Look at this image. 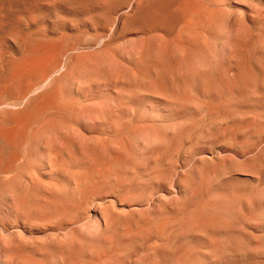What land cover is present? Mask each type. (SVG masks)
<instances>
[{
    "label": "bare ground",
    "instance_id": "obj_1",
    "mask_svg": "<svg viewBox=\"0 0 264 264\" xmlns=\"http://www.w3.org/2000/svg\"><path fill=\"white\" fill-rule=\"evenodd\" d=\"M221 1L0 0V39L4 41L3 44L0 42V264H79V258L92 259L91 263L81 260L83 264H100L99 260L109 264L122 263L142 247L147 250V256L143 255L149 259L148 264H264L248 259L255 249L264 252V217H257L259 221L255 218L256 222L251 220L256 211L264 210L261 191L260 195L253 194L252 190L249 193L245 188L242 191L241 185L238 184L241 188L233 186V180L232 186L229 184L228 189H221L220 185L225 181L219 182L230 176L226 177L227 165L243 167L244 170H238H243L241 173L246 168L251 169L253 174L250 173L249 180L254 183L264 181V177L259 180L264 172V48L245 53L242 42L227 38L228 46L226 42L221 43L223 48L220 49L226 57L221 60L218 57L219 61L214 59L210 40L222 34L217 18H227L233 7ZM240 1L236 0V3L254 9L258 17L260 14L264 18V0ZM237 14L240 19L247 15L243 10ZM248 16L253 20L252 13ZM262 23L258 22L259 29ZM232 33L229 35H236L234 31ZM126 37L138 40L136 48L128 49L130 54L126 49L127 53L123 54L129 55L130 70L119 63V69L112 75L106 62L89 60L88 56L106 52L112 43L122 42V39L127 41H124ZM239 38L242 40L243 37L240 35ZM153 40L159 42L152 44ZM166 41L177 44L173 49L180 52L181 57H193L203 63L199 68L189 63L186 73L175 74V65L172 66L175 63L165 66L160 61L163 58L164 61L167 51L172 49L160 44ZM85 59L87 63L91 62L88 63L90 67L94 65L87 73L83 71L85 74L79 82L82 89L92 84L97 89L98 86L110 88L114 94L112 106L108 105L110 110L103 102L96 101L97 104L101 102L102 107L98 109L105 110L104 115L113 109L114 114H127L132 116L131 119L143 110V102L150 103L155 99L158 102L154 105L156 108H152L153 112L148 109V113H153L151 126L158 125L159 122L153 124L154 120L165 122L160 123L163 124L161 127L169 120L175 121L176 127L172 126V131L168 127L171 132L166 139L156 141L157 137H152L148 139H153L152 143L149 141L151 144H146L143 149L140 144L141 151L134 145L140 151L137 155L135 147L133 155L128 143L122 139L114 144L113 151L108 150L111 153L106 150L110 147L108 144L114 142L108 143L106 150L97 148V141L91 143V148L88 143L89 147L86 143L77 145L75 135L74 142L65 140L61 147L53 142L55 140L51 141L54 137L45 145L40 143L45 120L52 121L54 113L58 115L76 104L72 98L76 102H70V97L81 92H71L69 83L74 82L73 75L78 74L74 70L79 69ZM74 83H71L72 87ZM85 98L89 100L88 96ZM96 102L93 101L95 107L99 105ZM66 116L62 118L67 119ZM107 119L110 121L111 118ZM126 123H121L125 125L124 129ZM121 124L116 125L121 128ZM133 133L134 130L131 136ZM61 137H56V142ZM98 137L102 141V136ZM185 143H191V148L194 144L202 147L200 150L199 147L196 150L188 147L198 153L190 155L193 160L183 165L184 170H177V178L175 171L173 176L172 172L166 173L167 177L161 181L163 188L159 183L161 191L149 199L141 196L147 189L140 195L130 194L136 181L137 185L141 178L154 182L155 177L163 176L162 167L169 168L178 163V153ZM37 150H43L44 154L38 155ZM188 153L190 151L187 156ZM234 176L230 179H237ZM157 184L156 181L154 185ZM225 185L221 187L225 188ZM261 185L264 184L261 182ZM92 210L99 227L95 225L94 228L92 221L89 228L98 231L91 229L90 234L91 231L95 233L78 236L81 240L85 238L83 242L76 240L80 245L70 242L71 235H76L75 224L72 226L70 222H75L78 214H83L85 221L91 217ZM69 223L72 230L68 228ZM80 230L76 231L84 229ZM143 257L140 263H143Z\"/></svg>",
    "mask_w": 264,
    "mask_h": 264
},
{
    "label": "rangeland",
    "instance_id": "obj_2",
    "mask_svg": "<svg viewBox=\"0 0 264 264\" xmlns=\"http://www.w3.org/2000/svg\"><path fill=\"white\" fill-rule=\"evenodd\" d=\"M219 2H220V0H218ZM225 0H222L221 2L222 3H229L228 5H232L233 7H232V9H231V13L229 14V16H227V18H228V20H227V18L225 17V18H217V20H218V22L220 23H218V30H219V32L221 33V31H222V34L220 35H217L218 37H214V39L212 38L211 40H210V46L213 48V51H214V53H215V60H217V61H219V60H221V59H224L226 56H225V54L226 53H224V51H222V50H220V49H222L223 47L221 46L222 44L221 43H224V42H226V45L228 44L227 42H229V40L231 39V38H235L240 44H241V42L243 43V44H241L240 46L242 47V49L244 50V52L245 53H255L257 50H258V48H264V18L262 19V17L260 16V14H259V17H261V18H259L258 17V12L257 11H255L254 9H251V8H249V7H247L246 5H243L242 3H240V4H238V3H236V0L234 1V0H226V2H224ZM240 1V0H239ZM238 0H237V2H239ZM231 2V3H230ZM234 2V3H233ZM241 2V1H240ZM233 3V4H232ZM238 7V8H237ZM240 9V10H239ZM243 10V12H245V14H247L246 13V11H248V13L249 14H247L246 16L248 17V18H246V16L244 17V18H239L238 17V14H237V11H242ZM244 10H246V11H244ZM250 11V12H249ZM251 13H252V17L251 18H253V20L252 19H250V16H248V15H251ZM240 16V15H239ZM255 16H257V17H255ZM224 19H226L225 21H224ZM251 21H250V20ZM255 19V20H254ZM223 20V21H222ZM257 20V21H256ZM259 20V21H258ZM252 22V23H250V22ZM261 21L263 22L261 25H262V27L260 28V29H262V30H260L259 29V24L261 23ZM223 22V23H222ZM233 22V23H232ZM256 22V23H255ZM258 22H259V24H258ZM249 23V24H248ZM232 24H234V26H231ZM251 24H254L256 27H258V28H255V26L253 27V26H251ZM240 25V26H239ZM245 25V26H244ZM260 25V26H261ZM237 26V27H236ZM246 27V28H245ZM234 28V29H233ZM236 28H237V30H236ZM241 28V29H240ZM225 29L226 30H229V29H231L230 31H225ZM238 29H240V31H238ZM256 29L258 30L259 29V31H257L256 32ZM234 31V33H236V35H232V36H230L231 34H233L232 32ZM236 31V32H235ZM263 31V32H262ZM224 32V33H223ZM242 32V33H241ZM260 32H262V33H260ZM231 33V34H230ZM239 33V34H238ZM241 33V34H240ZM224 34H228V36L227 37H225L226 35H224ZM230 34V35H229ZM241 35V37H243L242 38V40H241V38H239V36ZM261 34H262V36H261ZM222 36H224V37H222ZM258 36V37H257ZM220 37V38H219ZM263 37V38H262ZM225 40H224V39ZM229 40H228V39ZM257 38H260L261 39V41H263V42H261L259 39L258 40H256ZM130 37H126V38H124V41L125 40H127V41H125V42H123V39H122V42H115V44L114 43H112L111 44V46L110 47H108L106 50L108 51V49L109 50H111L112 51V54H111V52L109 51V53L106 51H102L101 53L103 54H101V53H99V54H94V55H90V56H88L89 57V60L91 59L92 60V62H98V61H100V62H106V64L107 65H109V72L112 74V75H114L115 73H116V71L119 69V67H120V65H118L119 63H121V64H123V65H125L127 68H128V70H130L131 69V65L128 63V57H127V55L128 54H130L129 52H128V49L129 50H133V48H136L137 47V45H138V43H137V41L138 40H136V38H131L130 40ZM218 39V40H217ZM254 39V40H253ZM1 41V44H3L2 42H4L3 41V39H0ZM135 40V41H134ZM223 40V41H222ZM228 40V41H227ZM244 40V41H243ZM121 41V40H120ZM218 41H220V42H218ZM256 41V42H255ZM258 41V42H257ZM159 41H155V40H153L152 41V44H155V43H158ZM124 43H125V45H124ZM131 43V44H130ZM164 44V46L166 45L167 46V49L168 48H172V49H169L168 51H167V54H166V56H165V60L163 61V59H161L160 61H161V63L163 64V65H165V66H167V65H169L170 63L172 64V63H175V64H172V66L173 65H175V66H173L174 67V73L176 72L178 75L180 74V76L182 75V74H184V73H186L188 70L187 69H189L188 68V66H189V63H190V65H192V67H197V68H199L200 66H201V62L203 63V61H201V60H199V59H195V58H193V57H190V58H185L184 56L183 57H181L182 56V54L180 53V52H178L176 49H173V47L174 46H176V45H174V44H172V43H170V42H160V44ZM170 43V44H169ZM211 43H213V45L211 44ZM214 43H215V45H214ZM258 43H260V44H258ZM114 44V45H113ZM119 44H121V45H119ZM216 44H218V45H216ZM117 45V46H116ZM224 45V44H223ZM225 45V46H226ZM259 45V46H258ZM114 46V47H113ZM120 46V47H119ZM130 46V47H129ZM219 46H221V47H219ZM224 46V47H225ZM228 46V45H227ZM118 47V48H117ZM115 50H114V49ZM245 48V49H244ZM127 50V52H128V54L127 55H123V54H126L127 52H125L126 50ZM225 50L226 49H228V48H224ZM120 50H121V54H120ZM123 50V51H122ZM131 50V51H132ZM256 50V51H255ZM104 52V53H103ZM114 52V53H113ZM116 52L119 54L118 56H117V54H116ZM123 52V53H122ZM125 52V53H124ZM222 53H224L223 55H221ZM115 54V55H114ZM107 55V56H106ZM100 56V57H99ZM119 56H120V58H119ZM129 56V55H128ZM177 56V57H176ZM221 56V57H220ZM90 57H92V58H90ZM126 58V59H124V58ZM218 57H219V60H218ZM122 58V59H121ZM182 58V59H181ZM88 59V58H87ZM87 59H85L84 61H83V66H82V64H81V66L79 67V69H77V70H74V71H76L75 73H81V75L79 74V76H80V78H79V76H78V74H77V76L76 75H73V80L72 81H74V82H71L72 84L74 83V85H73V87H72V85H71V83H69L70 84V88L69 89H71L70 91L71 92H81V93H79L78 95H72V97H70V100H71V98L72 99H74V100H76V101H70L71 103H75L76 102V104H74V106L77 108V104L79 103H82L83 102V104H84V102H85V104L84 105H86V103L87 104H89L88 106L86 105V106H84L83 104H80L79 106L80 107H82V108H80L79 106H78V108H79V112H78V108L77 109H75L74 108V106L72 107H70L69 108V110H66L65 112L66 113H68V112H70V113H68L69 114V116H68V114H67V116L65 115V112L63 111L62 113H64V115H62V113H60V114H58L57 115V113L55 114L54 113V115L56 116H54V118L51 116V119H52V121H50V119H48L47 117H45L44 119H46L47 118V120H45L46 122V125H44V131H43V133H42V137H40L41 139L39 140V141H41L40 143H42L43 145H45L47 142H50L49 140L51 139V137L53 138V139H51V141H53V140H55V141H53V142H55L56 144H58L57 146L58 147H61V143H62V145L66 142V141H71V142H74V141H72V138L74 137V135H75V138L77 137V139H76V141L75 142H78V144L77 145H83L84 146V143H86V145L85 146H87V143L89 144V146L91 145V143L93 144H95L96 143V141H97V148H102V149H104V150H106L107 148V152L108 153H111L112 151H113V146H114V144L119 140V139H122V140H124L125 142H126V144H127V147H128V149L130 150V152L133 154V155H135V151H136V155H137V152L139 153L145 146H147L148 144H151L152 143V141H153V139L155 138V137H157V139H155L156 141H163V140H165L166 139V137H167V135H169V133L174 129V127H176V125H175V121H172V120H169V121H167V122H171L170 124L171 125H169V123H167L166 122V124L168 125H166L165 124V126H163V127H161L165 122H163V121H155L154 120V123L153 124H155L156 122H159L158 123V125H153V126H151V124H152V118H153V113H151V112H153V110H152V108L153 107H155L156 105L155 104H157L158 102H157V100H155V99H151L152 100V102L150 101V103L149 102H143L142 103V108H143V110L142 111H140L139 112V114L138 115H136V116H133V118H136L135 120L133 119V118H129V117H132V116H129V115H127V114H122V115H120V114H118L117 115V113L116 114H114V112H113V109H111V111H112V113H111V111H109L111 114H112V116H111V114L108 112V113H105V115L103 114L104 113V111L105 110H103V112H102V108H101V110L100 109H98V107L100 106V107H102L101 105L102 104H100L101 102H103L105 105H107V108L110 110V106H112V103H113V98H114V94H112L113 92L112 91H110V88H105L104 86L101 88L100 86H98V89L97 88H95V87H97L96 85H93V87L91 86L92 84H89L86 88H84V89H82V87L80 86V79L84 76V74L85 73H87L92 67H93V65H92V67H90L91 66V64H89L88 65V63H91V62H88L87 63ZM95 59V60H94ZM100 59V60H99ZM116 59V60H115ZM121 59V60H120ZM110 60H112V63H111V61ZM124 60V61H123ZM126 60V61H125ZM189 60V61H188ZM109 61H110V63H109ZM115 63H114V62ZM108 62V63H107ZM114 63V64H113ZM177 63V64H176ZM198 63V64H197ZM112 64V65H111ZM126 64H128V65H126ZM170 64V65H171ZM182 64V65H181ZM114 65V66H113ZM111 66V67H110ZM84 67H85V69H84ZM87 67V68H86ZM181 69V70H180ZM79 70H80V72H79ZM78 71V72H77ZM83 71L85 72V73H83ZM175 73V74H176ZM74 74V73H73ZM76 77V80H74L75 79V77ZM79 87V88H78ZM100 87V88H99ZM88 88H89V90L91 89V92L90 91H88ZM93 88V89H92ZM96 89V90H95ZM104 91H103V90ZM106 89H108V90H106ZM76 90V91H75ZM80 90V91H79ZM85 91H88V92H85ZM110 91V92H109ZM105 92H107L106 93V95H105ZM87 93V94H86ZM96 93H97V95H96ZM111 93V94H110ZM81 94V95H80ZM94 94V95H93ZM79 95H80V97H79ZM91 95H92V98L95 96V98H93V99H91V98H89V97H91ZM102 95V96H101ZM109 95V96H108ZM88 96V99L89 100H87L85 97H87ZM108 96V97H107ZM75 97V98H74ZM77 97H78V99H77ZM103 97V98H102ZM140 97V96H139ZM98 98V99H97ZM104 98H106V100H101V99H104ZM108 98V99H107ZM83 99H85V100H83ZM96 99V100H95ZM110 99H111V102H110ZM79 100H82V101H79ZM90 100H91V102H90ZM101 101V102H99L98 104H97V102L96 101ZM148 100H150V99H148ZM67 101H68V99H67ZM79 101V102H78ZM93 101L94 102H96V104L98 105L97 107H95V105H93V104H95V103H93ZM70 102H68L69 104H71ZM109 103V104H106V103ZM154 102V104H152ZM144 103H146L147 104V107H145L146 106V104H144ZM72 105V104H71ZM77 105V106H76ZM90 105H92V107H94V108H92ZM108 105H110L109 107H108ZM143 105H145V106H143ZM155 105V106H154ZM149 106H152V107H150L149 108ZM88 107V109H86V108ZM90 107V108H89ZM99 107V108H100ZM73 108V109H72ZM92 108V109H91ZM156 108V107H155ZM90 109V110H89ZM93 109H94V112H93ZM98 109V110H97ZM151 111V112H149L150 114H152V115H150L149 113H148V111L149 110ZM70 110H72V112L70 111ZM73 110H75L74 112H73ZM145 110L147 111V112H145ZM59 111V110H58ZM58 111H56L55 110V112H58ZM77 111V112H76ZM93 113H92V112ZM96 111V112H95ZM97 111H99L100 113H102L103 114V116L101 117L100 115H102V114H98L97 113ZM92 113V114H91ZM143 114V116H145L144 118L145 119H147V121H145V119L143 118V116L141 117V115ZM70 114H73V115H70ZM98 116V117H100V118H98V117H95L96 115ZM109 114V115H108ZM114 114V115H113ZM61 115V116H60ZM94 115V116H93ZM108 115V116H107ZM122 116V118L120 117V116ZM146 115H149V116H146ZM63 116H66V118L67 119H65V117L64 118H62ZM105 116V117H104ZM139 117V119H138V117ZM68 117H71V118H68ZM72 117H74V118H72ZM78 117V118H77ZM127 118V119H125L124 120V118ZM150 117H152V118H150ZM59 118H61V119H63V121L65 122H63L61 119H59ZM95 118H97V119H95ZM107 118H111L110 119V121L107 119ZM113 118V119H112ZM116 118H118V119H116ZM122 120H121V119ZM144 120V122H143V120ZM55 119H57V121L55 120ZM79 119V120H78ZM90 119V120H89ZM118 121V123H119V125L121 124V123H123V124H125L126 122V126L127 127H125V129H124V126L125 125H122L121 124V128H119V125H116V124H118L117 122H115L116 120ZM53 120H55V124H54V121ZM73 120H74V122H73ZM99 122H98V121ZM114 120V121H113ZM127 120V121H126ZM131 122H130V121ZM142 120V121H141ZM150 120H152V121H150ZM111 121H112V124H111ZM120 121V122H119ZM122 121V122H121ZM124 121V122H123ZM133 121V122H132ZM138 121V122H137ZM53 122V123H52ZM64 123V124H62V123ZM72 123V125H71V123ZM97 122V123H96ZM135 122V123H134ZM42 123H44V121H42ZM42 123H40V124H42ZM44 123V124H45ZM50 123H51V125H53V126H51L50 125ZM56 123H61V124H56ZM108 123V124H107ZM131 123V124H130ZM160 123H163V124H160ZM174 123V124H173ZM76 124V125H75ZM81 124V125H80ZM102 124V125H101ZM106 124V125H105ZM127 124H130V125H127ZM137 124H143L142 125V127H140L139 125H137ZM147 124V125H146ZM67 125V126H66ZM74 125V126H73ZM109 125L111 126V127H113V128H109ZM118 127H116V126ZM149 125H150V127H149ZM70 126H72V128L70 127ZM114 126H115V128L118 130V129H120V130H116L115 131V128H114ZM122 126H123V129H122ZM132 126H133V128H132ZM140 128H139V127ZM160 126V127H159ZM172 126H174V127H172ZM55 127V128H54ZM70 127V128H69ZM144 127V128H143ZM156 127H158V128H156ZM164 127L166 128V129H164ZM168 127H170V130H171V128H173L171 131L169 130V128ZM67 128H69V129H73V131L72 130H69V129H67ZM79 129V131H78V129ZM141 128H143V129H141ZM53 129V130H52ZM55 129V130H54ZM57 129V130H56ZM109 129H113L112 131L111 130H109ZM139 129V130H138ZM155 129L157 130V131H155ZM82 130V131H81ZM106 130H107V132H106ZM121 130H123L122 132H121V134L120 135H118L117 133H120V131ZM132 130V131H131ZM133 130L135 131V133H133L132 134V136H131V132H133ZM138 130V131H137ZM148 130H150L149 132H146V131H148ZM165 130V131H164ZM50 131H52V132H50ZM55 131L57 132V134H55ZM66 131V132H65ZM67 131H69V134L70 135H68V132ZM72 131V132H71ZM105 131V132H104ZM114 131H115V134H114ZM153 131V132H152ZM162 131V132H161ZM164 131V132H163ZM54 132V133H53ZM64 132V133H63ZM75 134H74V133ZM101 132H103V133H101ZM146 132V133H145ZM150 132H152L151 134H150ZM54 135H53V134ZM82 133H86V134H82ZM106 135H105V134ZM107 133H110L109 135L107 134ZM155 133H157L156 135H155ZM160 133V134H159ZM168 133V134H167ZM59 134V135H58ZM63 134V135H62ZM68 136H67V135ZM92 134V135H91ZM113 134V135H112ZM118 135V137L117 136H115V135ZM129 134V135H128ZM56 135V136H55ZM82 135H84V136H82ZM96 135V136H95ZM102 136L101 138V140L103 141H99L100 140V137H98V136ZM138 135V138L136 137ZM141 135H143V136H141ZM58 136H62V137H64V136H66V137H64V138H66V139H63L62 137V139L63 140H61V138H57L58 140H59V142H56V137H58ZM110 136V137H109ZM114 136V137H113ZM130 136V137H129ZM165 136V137H164ZM96 137H98L97 138V140H96ZM107 137V138H106ZM117 137V138H116ZM126 137V138H125ZM133 137H134V139H133ZM153 137V139L152 140H148V139H151ZM125 138V139H124ZM128 138V139H127ZM142 138V139H141ZM74 139V138H73ZM79 139V140H78ZM139 139V140H138ZM57 140V141H58ZM66 140V141H65ZM95 140V141H94ZM110 140V141H109ZM148 140V141H147ZM61 141V142H60ZM106 141H109V142H106ZM131 141L133 142L131 145H130V143H131ZM136 141V142H135ZM141 141V142H140ZM147 141V143H145ZM151 143H150V142ZM102 142V143H101ZM111 142H114V143H112L113 145H111V144H108V143H111ZM134 142H135V144H134ZM138 142V143H137ZM140 142V143H139ZM155 142V141H154ZM104 143V144H103ZM142 143V144H141ZM108 144V146L110 145V147L112 148V149H109L110 147H107L106 148V145ZM140 144H141V146H143L142 147V149H140L141 148V146H140ZM147 144V145H146ZM186 144H188V146L187 147H185L186 146ZM103 145L105 146V147H103ZM134 145H136V147H140L139 149H140V151H139V149L138 148H136ZM190 145V146H189ZM89 146H87V147H89ZM92 146V145H91ZM90 146V147H91ZM94 147H96L95 145H93ZM131 146V147H130ZM132 147H133V149H132ZM134 147H135V149H134ZM188 147H190V149H192V148H194V150H196V148H198V150H200V148L202 147L201 145H199L198 146V144H196V147H195V144L193 145V147L191 148V143H185L184 145H183V147L180 149L181 150V152H179L178 154V157L179 158H177V161H178V163H174V165L177 167V169L175 168V166L173 165V167H172V165H171V167H166V166H164V167H162V172H161V174L163 175V176H159V179H158V177H155V181L154 182H152V180H150V179H145V178H141V181L140 180H138V184L139 185H137L136 184V182L133 184V186H132V188H131V192H130V194L132 193H134V194H141L143 191H144V189H147V191L148 192H150V188H153V185H154V183L156 184V181L158 182V187H156L157 185H154V187L155 188H153L152 190H151V193H149V195L147 194L146 195V193H147V191L145 190L142 194H144V195H142L141 194V196H145L147 199H149V197L151 198V197H154V196H156L160 191H161V186H162V188H163V185H164V183H162L161 181L164 179V177H167V174H171V173H169V172H172V176H173V173H174V171H175V178H177V176H176V174L178 175V171L180 172V171H182V170H184V168L185 167H183V165L184 164H186V163H189L190 161H192L193 160V156H195L196 155V153H198V151H196V153H195V151H193V150H189L188 149ZM91 148H93V147H91ZM106 148V149H105ZM108 150H112L111 152H109ZM135 150V151H134ZM179 150V151H180ZM190 151V153H188L189 154V156H187L186 155V153L187 152H189ZM193 151V152H192ZM193 153V154H192ZM195 153V154H194ZM37 154L38 155H42V154H44V152H43V150H37ZM190 155H193L192 157L190 156ZM185 156H187L186 158H185ZM189 157V158H188ZM185 159H186V161H185ZM189 159H191V160H189ZM183 160H184V163H183ZM176 162V161H175ZM181 162H182V164H181ZM178 165H180V166H178ZM228 167H229V169H228ZM240 168H238V166L236 167L235 165H234V167H230V166H226L225 167V169L227 170H225V172H227V173H225V174H227L226 175V177L227 176H229V177H227V179L225 180V178L223 177L222 178V180L221 181H219V182H224V184H226L225 185V188L223 187H221V186H224V184L222 185H220V188L221 189H228L229 188V184H231L230 186H232L233 185V183H234V185L233 186H235V187H237V186H239V185H241L242 186V191H243V188H245V191H247V189H248V191H249V193L251 192L252 193V191H254V193L253 194H258V195H260L259 194V192L261 193V195L260 196H263L264 197V189H263V187L262 186H264V185H261V182H262V184H264V181H261V179L264 177V172H261V174H260V181L261 182H255L254 183V181H252V180H249V179H251V174L250 173H252V171H250L251 169H248V168H246V171H244V173H241V172H243V167H241V166H239ZM174 168V169H173ZM231 168V169H230ZM236 168V169H235ZM238 168V169H237ZM241 168L243 169L242 171H238V170H241ZM170 169H172V170H170ZM182 169V170H181ZM233 169V170H232ZM235 169V170H234ZM165 170H166V172H165ZM178 170V171H177ZM235 172L236 173V171L238 172V174L236 173H230V172ZM248 172H249V175H248ZM167 173V174H166ZM241 173V174H240ZM245 173L247 174V175H245ZM263 173V174H262ZM232 174V175H231ZM253 174V173H252ZM166 175V176H165ZM263 175V176H262ZM236 177L237 179H238V181H237V179H235V178H233V179H230V177ZM161 177H162V179H161ZM231 177V178H232ZM239 178L241 179V180H239ZM235 179V180H234ZM247 181H246V180ZM149 180V181H148ZM229 180V181H228ZM232 180L234 181L233 183H231L232 182ZM244 180V181H243ZM262 180H264V178L262 179ZM140 181V182H139ZM146 181V182H145ZM252 182V184H251V182ZM148 182V183H147ZM150 182V183H149ZM227 182V183H226ZM237 182V183H236ZM239 182V183H238ZM250 182V183H249ZM162 183V185L160 186V184ZM257 183V184H256ZM259 183V184H258ZM145 184V185H144ZM148 184V185H147ZM151 184H153L152 185V187H151ZM171 183H169V186H172V185H170ZM237 184V185H236ZM239 184V185H238ZM248 184V185H247ZM250 184V185H249ZM136 185V186H135ZM145 186V188L143 187V186ZM244 185H246V186H244ZM255 185V186H254ZM252 186H254L255 188H251ZM258 186H261V187H258ZM134 187V188H133ZM148 187V188H147ZM150 187V188H149ZM160 187V188H159ZM240 187V186H239ZM248 187H250V189L248 188ZM139 188V189H138ZM143 190H142V189ZM157 188H159V189H157ZM238 188V187H237ZM236 188V189H237ZM241 188V187H240ZM238 189L239 191L241 190V189ZM259 188V189H258ZM136 189V190H135ZM261 189H263V191L261 190ZM154 190V192L155 193H153L152 191ZM160 190V191H159ZM252 190V191H251ZM256 190V191H255ZM260 190V191H259ZM133 191V192H132ZM140 191V192H139ZM247 191V192H248ZM136 192V193H135ZM138 192V193H137ZM158 192V193H157ZM151 194H153V196H151ZM156 194V195H155ZM148 196V197H147ZM145 198V199H146ZM90 206H93L94 207V205L93 204H90ZM264 210H258V211H256L253 215H251V220L253 221V219H254V221L253 222H256V221H259L258 220V218L257 217H259V219H262L261 217L263 216L264 217V215H263V212ZM95 211L94 210H92L91 212H90V214H91V217L93 218V219H91V217L90 218H88V219H86L85 221L83 220L84 219V215L83 214H78L76 217L78 218H74V220H75V222H70L71 223V225L72 226H74L73 224H75V226L73 227V228H75V229H73L72 228V226L70 225V223H69V230H75V232L76 233H74V235L75 236H73V235H71V237L69 236L71 233H69V239L68 240H70L71 238V240H70V242H74V243H78L79 244V242H83L84 241V239L85 238H82L83 240H81V238H79V237H87V236H89V235H91L92 234V232L93 231H98V229H95V230H93L92 228V230L93 231H91V234H90V228L89 227H91V224H92V221H93V224L94 225H92L94 228H95V225H96V228L97 227H99V221L97 220L98 218H96L95 216V218L93 217V213H94ZM259 215V216H258ZM255 218L257 219L256 221H255ZM77 220V221H76ZM81 221V222H80ZM82 222H85V224L84 223H82ZM91 222V223H90ZM95 222H97V223H95ZM78 223V225H80L81 223L83 224V226H82V224L80 225V227L78 226V225H76ZM80 223V224H79ZM90 224V226H88ZM98 225V226H97ZM78 227H79V229H78ZM83 227V228H82ZM77 228V229H76ZM85 228H87V229H85ZM82 229H84V230H81ZM81 231V232H77V231ZM85 230H87V232H89V233H87ZM83 231H85V232H83ZM82 232H83V234H82ZM93 233H95V232H93ZM81 234V235H80ZM85 234V235H84ZM87 235V236H86ZM73 236V237H72ZM77 236V237H76ZM79 236V237H78ZM77 238V239H76ZM80 240H79V239ZM75 240V241H74ZM79 241V242H77V241ZM149 244V243H148ZM80 245V244H79ZM144 247H142V248H139V249H137L136 251L138 252V254H137V252L136 251H134L133 253H134V255H131V256H128L127 258H125V260H127L128 262H129V260H128V258L130 257L131 259V261L129 262L130 264H134V263H136V264H148L149 263V259H147L146 258V256H147V250H145V248L143 249ZM255 249V248H254ZM145 250V251H144ZM256 250V249H255ZM255 250L254 251H252V253L251 254H249V256H248V259L250 258V260H249V262L250 261H254L253 263H261V262H259V261H262L263 263H264V257H262V256H264V252H259V251H257V252H259V254L256 252V255H253V254H255ZM140 252V253H139ZM132 253V254H133ZM143 253H144V255L146 254V256H144L143 255ZM260 253H261V255H260ZM138 256V257H137ZM145 258H144V257ZM253 258H251V257ZM259 256V257H258ZM261 256V257H260ZM134 257H136V260L137 261H134L133 260V258ZM143 257V263H140L141 261H140V259ZM257 257V258H256ZM138 258V259H137ZM259 258V259H258ZM135 259V258H134ZM147 261H146V260ZM263 259V260H262ZM81 260H83L82 262L84 263H87V262H89V261H91L92 259H89V261H87L88 260V258H84V259H81V258H79L77 261H79L78 263L80 264V263H82L81 262ZM125 260H123V262L121 263H118V262H113V264H129L128 262L127 263H124V262H126ZM145 260V261H144ZM258 260V261H257ZM105 261V260H104ZM103 260L102 261H100L99 260V263L100 264H102L103 262H104ZM257 261V262H256ZM106 262V261H105ZM104 262V264H109V262H107V263H105ZM144 262H147V263H144ZM82 263V264H83ZM89 263H91V262H89ZM111 264H112V262H111ZM221 264H226V262H222Z\"/></svg>",
    "mask_w": 264,
    "mask_h": 264
}]
</instances>
